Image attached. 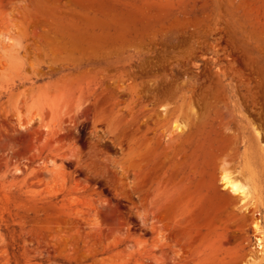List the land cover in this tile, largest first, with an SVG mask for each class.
I'll use <instances>...</instances> for the list:
<instances>
[{
  "label": "rangeland",
  "instance_id": "obj_1",
  "mask_svg": "<svg viewBox=\"0 0 264 264\" xmlns=\"http://www.w3.org/2000/svg\"><path fill=\"white\" fill-rule=\"evenodd\" d=\"M256 219L264 0H0V264H264Z\"/></svg>",
  "mask_w": 264,
  "mask_h": 264
},
{
  "label": "bare ground",
  "instance_id": "obj_2",
  "mask_svg": "<svg viewBox=\"0 0 264 264\" xmlns=\"http://www.w3.org/2000/svg\"><path fill=\"white\" fill-rule=\"evenodd\" d=\"M36 120H39V116H37L36 118L34 117V119L32 118V121L29 124ZM173 125L174 129L183 132V128L185 126L180 123L179 118H175ZM22 127L24 128V126ZM257 134L259 136L258 131ZM220 183L222 184V189L228 191L233 197H235L242 208H244L245 210H249L250 208H254L255 210L258 209V200L255 199L253 187L251 186L248 178L240 177L239 173L236 174L229 171L227 166L224 165L221 170ZM212 208L214 209L215 205H213ZM258 211L259 210H257V212ZM254 228L256 233L260 235V237L258 238V247L261 250L256 254H253L252 259L262 260L264 259V229H262L259 219L254 220Z\"/></svg>",
  "mask_w": 264,
  "mask_h": 264
}]
</instances>
